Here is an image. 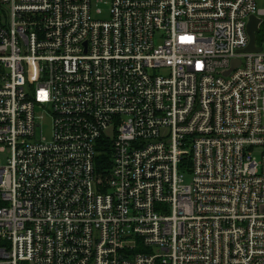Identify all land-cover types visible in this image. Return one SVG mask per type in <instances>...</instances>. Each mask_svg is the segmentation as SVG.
Instances as JSON below:
<instances>
[{
	"label": "built area",
	"instance_id": "built-area-1",
	"mask_svg": "<svg viewBox=\"0 0 264 264\" xmlns=\"http://www.w3.org/2000/svg\"><path fill=\"white\" fill-rule=\"evenodd\" d=\"M0 150V264H264V6L0 0Z\"/></svg>",
	"mask_w": 264,
	"mask_h": 264
},
{
	"label": "rangeland",
	"instance_id": "rangeland-1",
	"mask_svg": "<svg viewBox=\"0 0 264 264\" xmlns=\"http://www.w3.org/2000/svg\"><path fill=\"white\" fill-rule=\"evenodd\" d=\"M257 5L259 7L264 6V0H257ZM92 13L94 17L98 18H108L110 16L109 3L108 2H94L92 5ZM259 37V33H257ZM253 155L260 158V152L258 149L254 150ZM7 158V153L0 150V164L4 163ZM186 181L189 182V177H186Z\"/></svg>",
	"mask_w": 264,
	"mask_h": 264
},
{
	"label": "water",
	"instance_id": "water-1",
	"mask_svg": "<svg viewBox=\"0 0 264 264\" xmlns=\"http://www.w3.org/2000/svg\"><path fill=\"white\" fill-rule=\"evenodd\" d=\"M260 20H261V18L255 14H252L250 16V20H249L248 25H247V30H248V33L250 36V41H249L248 45L244 48V50H260L262 48L261 46L256 45V31L259 27ZM239 63H240L239 58L234 59L232 62V68L237 67ZM231 69L225 71L224 74L228 75L230 73Z\"/></svg>",
	"mask_w": 264,
	"mask_h": 264
},
{
	"label": "snow or ice",
	"instance_id": "snow-or-ice-1",
	"mask_svg": "<svg viewBox=\"0 0 264 264\" xmlns=\"http://www.w3.org/2000/svg\"><path fill=\"white\" fill-rule=\"evenodd\" d=\"M44 95H45V98H46L47 94L45 93Z\"/></svg>",
	"mask_w": 264,
	"mask_h": 264
}]
</instances>
